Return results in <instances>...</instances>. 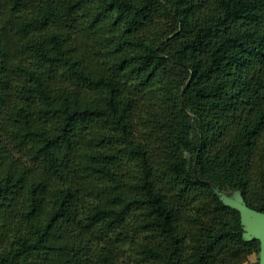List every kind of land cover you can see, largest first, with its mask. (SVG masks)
<instances>
[{"label":"trees","instance_id":"obj_1","mask_svg":"<svg viewBox=\"0 0 264 264\" xmlns=\"http://www.w3.org/2000/svg\"><path fill=\"white\" fill-rule=\"evenodd\" d=\"M264 0H0V264H261Z\"/></svg>","mask_w":264,"mask_h":264},{"label":"water","instance_id":"obj_2","mask_svg":"<svg viewBox=\"0 0 264 264\" xmlns=\"http://www.w3.org/2000/svg\"><path fill=\"white\" fill-rule=\"evenodd\" d=\"M221 198L224 200L225 203L233 206L234 208L238 209L241 212L242 224L245 229L244 237L247 240H252V239L260 240L261 249H262V243L264 242V213L248 207L245 203H243L242 200L241 202H234L226 194H222ZM244 214L251 216L255 220L256 224L253 226L245 225L243 222Z\"/></svg>","mask_w":264,"mask_h":264},{"label":"rangeland","instance_id":"obj_3","mask_svg":"<svg viewBox=\"0 0 264 264\" xmlns=\"http://www.w3.org/2000/svg\"><path fill=\"white\" fill-rule=\"evenodd\" d=\"M227 196L231 198L234 202H241L242 200L239 192L236 191L232 192V194H228ZM243 222L245 225H250V226L256 224L255 220L247 214L243 215ZM253 257H254V262L260 260L261 264H264V242L262 243V249L260 254L259 255L253 254L249 257L250 262H253Z\"/></svg>","mask_w":264,"mask_h":264},{"label":"clouds","instance_id":"obj_4","mask_svg":"<svg viewBox=\"0 0 264 264\" xmlns=\"http://www.w3.org/2000/svg\"><path fill=\"white\" fill-rule=\"evenodd\" d=\"M253 262H254V257H253Z\"/></svg>","mask_w":264,"mask_h":264}]
</instances>
